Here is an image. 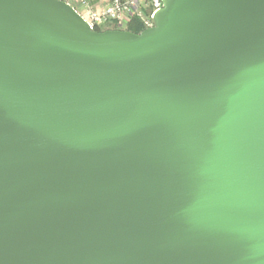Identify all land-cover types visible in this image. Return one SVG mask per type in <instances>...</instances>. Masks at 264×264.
<instances>
[{
  "label": "water",
  "instance_id": "water-1",
  "mask_svg": "<svg viewBox=\"0 0 264 264\" xmlns=\"http://www.w3.org/2000/svg\"><path fill=\"white\" fill-rule=\"evenodd\" d=\"M0 264H264V0H0Z\"/></svg>",
  "mask_w": 264,
  "mask_h": 264
},
{
  "label": "built area",
  "instance_id": "built-area-1",
  "mask_svg": "<svg viewBox=\"0 0 264 264\" xmlns=\"http://www.w3.org/2000/svg\"><path fill=\"white\" fill-rule=\"evenodd\" d=\"M68 4L93 31H128L134 21L143 30L154 27L162 0H61ZM98 32V31H97Z\"/></svg>",
  "mask_w": 264,
  "mask_h": 264
},
{
  "label": "trees",
  "instance_id": "trees-1",
  "mask_svg": "<svg viewBox=\"0 0 264 264\" xmlns=\"http://www.w3.org/2000/svg\"><path fill=\"white\" fill-rule=\"evenodd\" d=\"M98 32H102L101 30H97ZM128 31L132 32L134 34H139L140 32H142V28L138 25L137 22H133L128 26Z\"/></svg>",
  "mask_w": 264,
  "mask_h": 264
}]
</instances>
